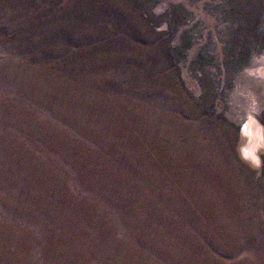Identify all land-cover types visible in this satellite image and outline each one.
Wrapping results in <instances>:
<instances>
[{"label": "rangeland", "instance_id": "1", "mask_svg": "<svg viewBox=\"0 0 264 264\" xmlns=\"http://www.w3.org/2000/svg\"><path fill=\"white\" fill-rule=\"evenodd\" d=\"M250 115L264 0H0V264H264Z\"/></svg>", "mask_w": 264, "mask_h": 264}, {"label": "bare ground", "instance_id": "2", "mask_svg": "<svg viewBox=\"0 0 264 264\" xmlns=\"http://www.w3.org/2000/svg\"><path fill=\"white\" fill-rule=\"evenodd\" d=\"M263 72V71H261ZM241 134L247 139V145L243 147V158L258 164L259 151L264 148V126L255 118L250 115L241 128Z\"/></svg>", "mask_w": 264, "mask_h": 264}]
</instances>
